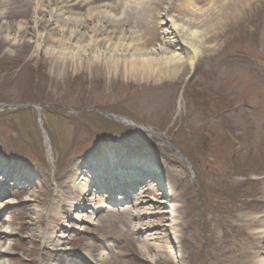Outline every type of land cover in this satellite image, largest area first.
Masks as SVG:
<instances>
[{"label": "rangeland", "instance_id": "obj_1", "mask_svg": "<svg viewBox=\"0 0 264 264\" xmlns=\"http://www.w3.org/2000/svg\"><path fill=\"white\" fill-rule=\"evenodd\" d=\"M34 1L0 0V24L13 28L24 19L21 39L30 43L15 46L5 32L0 36V103L37 106L0 110V160L8 162L2 168L11 176L27 175L28 186L11 190L16 204L0 215V222L13 228L4 241L9 253L1 261L67 264L72 258L75 264H92L79 252L91 248L107 253L97 264H154L156 256L159 264H218V252L242 240L258 242L264 251V0H243L223 19L214 12L227 0H150L156 1L153 19L159 27L154 36L145 34L138 13H128L120 25L135 38L142 32L145 50L167 46L169 35L160 24L167 13L200 20L198 36L207 37L192 65L184 63L173 75L146 82L119 73L101 75L83 66L58 70L56 54L37 50L32 43ZM125 3L76 2L70 12L82 15L101 5L119 18L126 14L127 4L121 7ZM52 33L53 39L45 43L59 48L60 31ZM28 38L30 42L24 41ZM67 43L75 48L74 40ZM107 113L147 131L117 125ZM115 148L122 156L134 155L135 162L142 156L151 164L150 183L142 182L154 202L166 205L162 214L154 210L158 226L148 231L157 232L156 254L143 251L146 235L132 227L129 201L100 209V223L71 219L77 209L68 203L69 192L59 187L64 170L81 156ZM84 166L90 174L97 165ZM171 193L174 200L169 202L166 194ZM172 204L177 205L176 219ZM254 218H259L256 225ZM60 221L81 229L59 228ZM64 229L61 248L54 250L47 237Z\"/></svg>", "mask_w": 264, "mask_h": 264}, {"label": "bare ground", "instance_id": "obj_2", "mask_svg": "<svg viewBox=\"0 0 264 264\" xmlns=\"http://www.w3.org/2000/svg\"><path fill=\"white\" fill-rule=\"evenodd\" d=\"M88 1L90 0H35L32 3L33 27L35 32L32 43L37 50L43 48L47 54H56L59 58L56 60L58 63V70H63L64 72L75 71L79 66H83L94 69L101 75L111 73L112 76H115V74L119 73L122 77L133 79L137 82L159 80L173 75L177 68L184 63L192 65L198 53L201 52V41L207 39L206 36L204 39L203 37L200 39L201 37L198 36L201 34L199 29V26H201V24H199L201 22L200 20L195 22L193 20L177 19L174 15H169L167 13V16L166 14L164 15L166 16L164 21L160 23L163 24L165 28L162 30L163 33L169 35L166 40L167 46H153L145 50V48H143L144 45H141V42L144 40L142 32L137 38L132 37L130 30H124L120 24H122L123 19L129 15L128 13H138L139 17L142 18L140 22L144 23L145 34L150 36L152 34L154 36V33L157 34L159 29L158 22L153 19L157 17L153 8L156 1L126 0V3L121 5L122 7L127 4L126 14L121 15L119 18H113L114 15L110 13L111 8L109 9L108 6L102 7L101 5L90 6L85 14L82 15H74V13L70 12L71 7L76 2L85 3ZM242 3L243 0H227L223 6L214 13L216 16L221 14L220 16H223L221 19H223L227 17L229 13L240 8ZM58 18L63 19V24H59ZM80 27L82 28V32H80ZM56 30L60 31L59 41L61 44L59 48L47 46L45 42L50 38L53 39L52 31ZM204 31L205 30H203V32ZM3 32L6 34L5 37L12 41L13 44L15 43V46L30 44L27 42L22 43L21 39L24 34H26V22L24 19L19 20L13 28L9 23L0 24V36ZM71 39L74 40L73 47L75 48L73 49L67 43ZM146 40L149 41V38ZM24 41L30 42L31 38ZM116 118L126 125H133L132 122L124 118L119 116ZM114 151L99 153L92 159L93 162L97 160L100 163H105L104 160H109L111 162L107 168L103 170L98 169L95 173L94 171L90 173L88 175L89 178H80V176H84L87 173L82 167L88 161H80L75 165H70L64 170L63 179L59 187L69 192L68 198H70V201L68 203L78 209L73 213L71 219L78 223L82 221L100 223L101 216H98V212L100 209L108 207L105 201L109 199L111 195L118 198L119 195L124 194V199H126V196L131 199L133 220L135 219V222L132 223V227L134 229H139V231L146 235L141 240V243L146 247L143 248V251L148 252L149 249H153L156 254L158 252L156 248L157 246L159 247L156 243L154 244V242L158 240V237L155 236L157 232L149 233L148 231L158 226V218L155 217V213L162 214V209L166 208V205L164 206L163 200H160L159 203L156 201L154 202L155 199L150 198L148 189H146L141 182H138L137 177L140 175V172L142 174L145 172L146 176L149 175L142 163L135 162L136 158L134 157H132L133 161H130L127 156L123 157L122 155L119 161H116L117 158L115 156H119L121 153H119L116 148ZM119 165H127V168L131 169V172H126L125 174L120 173L118 169ZM111 168L114 169V171ZM110 172L117 174L112 176ZM4 173L1 174L2 177H0V181L4 180ZM75 179H78V181L76 182ZM118 179L121 183L123 182L125 188L130 189V187H133L134 189L132 191L135 192L131 194V196H129L130 191L124 193L126 190H122L118 183H116ZM165 185L168 184L165 183ZM104 187H107L106 193H102ZM167 190L171 192L170 188ZM167 196V200L171 198L169 202L174 200V195L172 193L170 196ZM123 198L119 197L118 199L123 201ZM81 208L82 211L80 210ZM87 208H91L90 212H88L89 215L83 213V209ZM171 209L174 211V219H176L178 217L176 215L177 205L172 204ZM154 210H156L155 213ZM1 211L2 205L0 204V213ZM258 222L259 218H254L252 220L254 225ZM58 225L59 228H68L69 226L63 223V221L58 222ZM247 225H251V222ZM69 227L81 229L80 227H76V225ZM12 229L9 223L5 222V224H2L0 222V264H6L1 261V258L3 255L9 253L10 248L4 241L9 238ZM58 232L59 233L54 238L53 236L51 239L47 237V240L52 243L51 246L54 250L61 248L60 245H62L65 237L64 233L67 231L64 229ZM259 244L260 243L253 240L250 242H245L244 240L239 242L234 241L218 252L217 263L264 264V251H262L260 248L261 245ZM82 254L94 263L103 261L106 258L105 252H97L91 248L82 249ZM150 258L152 259V255ZM154 259V264L160 263V256H156ZM67 264L75 263L72 258H68Z\"/></svg>", "mask_w": 264, "mask_h": 264}, {"label": "water", "instance_id": "obj_3", "mask_svg": "<svg viewBox=\"0 0 264 264\" xmlns=\"http://www.w3.org/2000/svg\"><path fill=\"white\" fill-rule=\"evenodd\" d=\"M4 106H8V105H4ZM11 106V105H10ZM13 106V105H12Z\"/></svg>", "mask_w": 264, "mask_h": 264}]
</instances>
